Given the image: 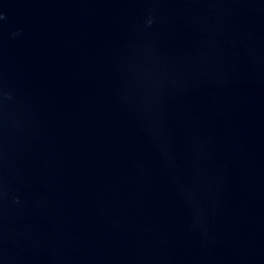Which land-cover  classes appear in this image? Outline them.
Segmentation results:
<instances>
[{
    "label": "water",
    "instance_id": "1",
    "mask_svg": "<svg viewBox=\"0 0 264 264\" xmlns=\"http://www.w3.org/2000/svg\"><path fill=\"white\" fill-rule=\"evenodd\" d=\"M0 264H264V0H0Z\"/></svg>",
    "mask_w": 264,
    "mask_h": 264
}]
</instances>
